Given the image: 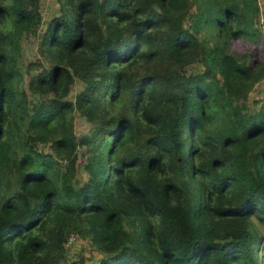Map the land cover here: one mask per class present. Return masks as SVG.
I'll list each match as a JSON object with an SVG mask.
<instances>
[{
	"label": "trees",
	"instance_id": "trees-1",
	"mask_svg": "<svg viewBox=\"0 0 264 264\" xmlns=\"http://www.w3.org/2000/svg\"><path fill=\"white\" fill-rule=\"evenodd\" d=\"M57 3L42 32V0H0V264H68L73 234L96 264H261L257 0Z\"/></svg>",
	"mask_w": 264,
	"mask_h": 264
},
{
	"label": "rangeland",
	"instance_id": "rangeland-1",
	"mask_svg": "<svg viewBox=\"0 0 264 264\" xmlns=\"http://www.w3.org/2000/svg\"><path fill=\"white\" fill-rule=\"evenodd\" d=\"M59 4L57 0H42V10L44 13V22L42 32L46 30L48 23L54 16L59 15ZM257 26L264 36V10L262 16L260 14ZM40 44L41 39L40 36L37 38H31L26 40L24 43V54L25 57L22 60L24 66H28L31 63H40V64H47L44 62L41 54H40ZM251 49L249 45L245 42L238 41L235 42L233 45V51L239 54H245L248 50ZM202 66H192L191 71L200 73L203 71ZM28 80V77H26ZM83 90V84L79 81L73 87V90L69 96L70 100H75L76 95ZM262 92V93H261ZM264 90L258 92V97L263 95ZM255 95V94H254ZM253 96V95H252ZM74 131L78 138H83V136L87 135L91 130L90 123L81 116L78 111L74 112ZM46 151L50 152L47 148ZM84 148H79V158L84 157ZM83 162L82 160H80ZM79 161L78 164V172L76 174L75 182L79 185L83 184L86 180V174L81 166ZM257 228L259 229L260 233L264 235V225H261L257 222ZM65 255L68 261V264H96L100 258L101 254L96 250V248L91 244L89 239L84 238L83 236L73 234L70 236L65 249ZM261 264H264V254L260 255Z\"/></svg>",
	"mask_w": 264,
	"mask_h": 264
},
{
	"label": "built area",
	"instance_id": "built-area-1",
	"mask_svg": "<svg viewBox=\"0 0 264 264\" xmlns=\"http://www.w3.org/2000/svg\"><path fill=\"white\" fill-rule=\"evenodd\" d=\"M259 7H260V14L262 16L263 10H264V0H257ZM260 16V15H259Z\"/></svg>",
	"mask_w": 264,
	"mask_h": 264
}]
</instances>
